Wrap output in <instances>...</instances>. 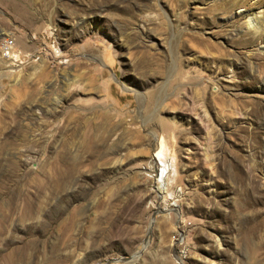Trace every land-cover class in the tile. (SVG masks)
<instances>
[{"label":"rangeland","instance_id":"374dc122","mask_svg":"<svg viewBox=\"0 0 264 264\" xmlns=\"http://www.w3.org/2000/svg\"><path fill=\"white\" fill-rule=\"evenodd\" d=\"M260 16L0 0V264H264Z\"/></svg>","mask_w":264,"mask_h":264},{"label":"bare ground","instance_id":"6f19581e","mask_svg":"<svg viewBox=\"0 0 264 264\" xmlns=\"http://www.w3.org/2000/svg\"><path fill=\"white\" fill-rule=\"evenodd\" d=\"M249 28H252L256 31L258 30H264V19H262V16H260L259 18L258 17H255L252 19H249L248 20V26ZM164 141L161 140L160 141V144H159V149L158 151L155 153V155L152 156V159L153 160H156L157 161V158H159L163 164H162V171L159 175H160V178L159 176H155L156 177V182H157V189L160 188L161 186V177L164 175V173H169V168H168V165H166V162H165V156H164ZM158 177V179H157ZM163 182V181H162Z\"/></svg>","mask_w":264,"mask_h":264},{"label":"built area","instance_id":"2783aa9c","mask_svg":"<svg viewBox=\"0 0 264 264\" xmlns=\"http://www.w3.org/2000/svg\"><path fill=\"white\" fill-rule=\"evenodd\" d=\"M11 42H8V41H6V44L4 45V49L6 50V54H10V52H8L11 48H10V46H11Z\"/></svg>","mask_w":264,"mask_h":264}]
</instances>
